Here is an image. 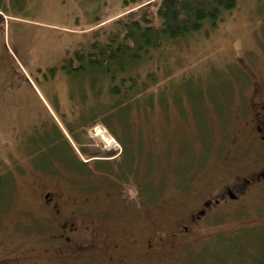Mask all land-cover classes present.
<instances>
[{"label":"rangeland","instance_id":"obj_1","mask_svg":"<svg viewBox=\"0 0 264 264\" xmlns=\"http://www.w3.org/2000/svg\"><path fill=\"white\" fill-rule=\"evenodd\" d=\"M139 6L0 0V264H16L8 259L16 253L24 255L19 264H116L102 249L92 252L98 222L127 239L122 264H264V184L214 203L263 158L244 128L264 104V0H238L215 24L164 40L136 65L140 78H155L142 99L115 107L108 79L94 75L92 89L83 69L61 64L105 42L114 21ZM124 138L125 163H96L92 155L111 156ZM29 164L45 165L50 179L85 200L67 247L55 238L56 221L32 204ZM204 200L206 214L175 246L145 254L133 239L186 224Z\"/></svg>","mask_w":264,"mask_h":264},{"label":"trees","instance_id":"obj_2","mask_svg":"<svg viewBox=\"0 0 264 264\" xmlns=\"http://www.w3.org/2000/svg\"><path fill=\"white\" fill-rule=\"evenodd\" d=\"M121 3L123 7L129 8L142 6L127 11L115 20L114 30L109 32L108 39L95 44L94 50L89 53L75 52L68 55L61 64V69L69 73L83 69L90 79L92 89L94 75L102 80L108 79L105 91L116 102L118 100L115 107L121 105L120 102L129 105L139 102L150 83L155 81L152 74H146L145 79H142L136 71L137 63L147 57L150 51L161 47L164 40L182 39L199 31L206 23L215 24L237 6L238 0H121ZM150 4L154 5V10L149 8ZM49 71L53 75L57 67ZM124 140L120 141L121 144ZM129 141L126 140L127 145L122 146L128 155ZM259 236L262 237L261 234ZM235 245L237 247V243ZM202 261L208 264V260L203 258Z\"/></svg>","mask_w":264,"mask_h":264},{"label":"flooded vegetation","instance_id":"obj_3","mask_svg":"<svg viewBox=\"0 0 264 264\" xmlns=\"http://www.w3.org/2000/svg\"><path fill=\"white\" fill-rule=\"evenodd\" d=\"M254 107L250 119L247 118L245 121L244 131L248 134V140L255 142V153L262 155L263 158L256 168L252 170L249 177L240 178L237 176L233 184L224 186L222 192L214 199L215 204L219 203L225 196L228 195L229 197V192L235 196L234 198H229L235 200L238 196V193L235 192H242L244 188L250 184L256 186L264 184V104L259 106L255 105ZM123 152L124 149L121 146L120 150L116 151L114 154L112 152L111 156L97 157L96 155H92V157L95 159L96 163L99 162L98 159H101L107 164L109 163L107 161H110L113 157L122 156V162L125 163L126 160ZM25 167L35 175L32 183L34 186L31 187L30 185L31 188L29 187L33 206L44 210L56 221L59 233L55 235V238L60 240L63 246H69V242L73 240L70 235L80 228L77 217L80 213L85 211V208L82 206L85 200L71 191H66L65 182L61 179H50L47 175L50 173L49 171H45V165L29 164ZM10 172H12L11 169ZM0 173H2V171H0ZM205 203L207 204L206 207L204 206ZM210 203V201L204 200V208H198L188 213L186 224L177 222L176 226L171 228L169 232L164 235L158 234L154 240L152 239L153 233L133 239L135 241L139 240L140 244H144L142 252L145 254L146 252L157 251L161 244H165L168 247L175 246L180 239L183 238L182 236L191 230L190 225L204 217L206 208ZM30 209L31 208H28L26 210L31 211ZM32 211L33 213L35 212V210ZM95 211L98 212L97 210ZM106 212L110 213L109 211ZM106 228V225L102 222H98L97 224L94 223L93 227H91L90 235L92 241L94 242V246H98L96 249L93 248L92 252L102 249L105 251V254L108 253L105 258L109 263L115 261L116 264H122L124 258L121 251L124 249L127 239L115 237L113 233L111 234V232L106 231ZM113 231L115 232L114 229ZM164 237H167V239L162 242ZM127 238H129V236ZM23 256V253H16L8 257V259L13 263L19 264Z\"/></svg>","mask_w":264,"mask_h":264},{"label":"bare ground","instance_id":"obj_4","mask_svg":"<svg viewBox=\"0 0 264 264\" xmlns=\"http://www.w3.org/2000/svg\"><path fill=\"white\" fill-rule=\"evenodd\" d=\"M98 134V133H97ZM99 135H102V137H104L105 141H110L108 139V137L105 135V132L101 129L100 132H99Z\"/></svg>","mask_w":264,"mask_h":264},{"label":"water","instance_id":"obj_5","mask_svg":"<svg viewBox=\"0 0 264 264\" xmlns=\"http://www.w3.org/2000/svg\"><path fill=\"white\" fill-rule=\"evenodd\" d=\"M229 197L234 198L235 196L231 192H229ZM204 205L206 206L207 204L205 203Z\"/></svg>","mask_w":264,"mask_h":264}]
</instances>
